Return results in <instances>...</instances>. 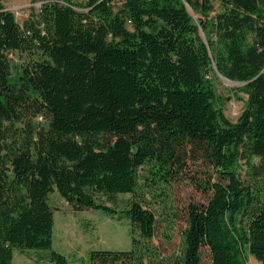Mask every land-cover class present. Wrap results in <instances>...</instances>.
<instances>
[{
    "label": "trees",
    "instance_id": "trees-1",
    "mask_svg": "<svg viewBox=\"0 0 264 264\" xmlns=\"http://www.w3.org/2000/svg\"><path fill=\"white\" fill-rule=\"evenodd\" d=\"M31 1L20 24L0 0V264L14 248L51 257L55 189L129 222L131 247L87 264H200L203 248L211 264H246V250L264 264V0H217L213 16V0ZM12 51L30 55L15 83ZM215 73L245 81L235 121ZM183 181L207 198L183 206L163 250Z\"/></svg>",
    "mask_w": 264,
    "mask_h": 264
},
{
    "label": "rangeland",
    "instance_id": "rangeland-1",
    "mask_svg": "<svg viewBox=\"0 0 264 264\" xmlns=\"http://www.w3.org/2000/svg\"><path fill=\"white\" fill-rule=\"evenodd\" d=\"M74 1V0H73ZM81 1V0H75ZM10 10L16 20L22 22L29 16L31 10L38 9L40 2L31 0H1ZM114 7H118L120 0H113ZM214 10L210 15L222 10L217 0H213ZM190 12L193 14L192 10ZM196 17V16H195ZM37 55H35L36 57ZM30 58V55L12 51L10 60V83H15L20 76L21 65ZM217 96L222 101L220 106L225 116L235 121L244 107L247 95L240 89L241 84L231 83L222 75L212 74ZM247 167L244 160H240L238 174L242 180L247 179ZM130 194H118L116 201L118 208L125 206ZM206 194L196 189L188 181L175 185L172 192V201L178 206V220L174 230L170 231L169 238L164 235V227L158 222L157 234L153 241L163 250H171L180 243V228L184 226L182 208L190 201H206ZM49 204L54 209V229L52 255L49 250L27 249L22 252L13 249L12 264H87L90 250L110 249L127 250L131 247L129 222L126 218L110 217L99 209L76 210L55 189L49 194ZM105 205H111L103 200ZM246 264H260L249 252L245 251ZM200 264H211L210 255L206 248L202 249Z\"/></svg>",
    "mask_w": 264,
    "mask_h": 264
},
{
    "label": "water",
    "instance_id": "water-1",
    "mask_svg": "<svg viewBox=\"0 0 264 264\" xmlns=\"http://www.w3.org/2000/svg\"><path fill=\"white\" fill-rule=\"evenodd\" d=\"M189 11H190V9H189ZM202 36H203V33H202ZM204 37V36H203ZM225 78V77H224ZM226 80H228L229 82H231V83H235V84H244L245 83V81H232V80H229V79H227V78H225Z\"/></svg>",
    "mask_w": 264,
    "mask_h": 264
}]
</instances>
